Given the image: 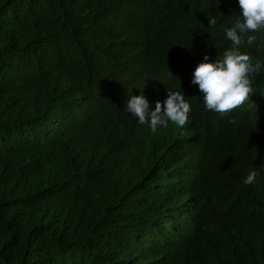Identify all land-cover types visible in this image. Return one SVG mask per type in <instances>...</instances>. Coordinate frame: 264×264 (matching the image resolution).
Segmentation results:
<instances>
[{
    "label": "trees",
    "instance_id": "trees-1",
    "mask_svg": "<svg viewBox=\"0 0 264 264\" xmlns=\"http://www.w3.org/2000/svg\"><path fill=\"white\" fill-rule=\"evenodd\" d=\"M239 12L238 0H0V264H264V227L218 203L245 193L264 156V32L241 47L262 61L254 92L225 115L191 71L171 73L220 58ZM134 78L184 92L189 122L140 124L123 106ZM192 207H205L195 234ZM176 229L194 235L187 260L172 255Z\"/></svg>",
    "mask_w": 264,
    "mask_h": 264
},
{
    "label": "clouds",
    "instance_id": "clouds-1",
    "mask_svg": "<svg viewBox=\"0 0 264 264\" xmlns=\"http://www.w3.org/2000/svg\"><path fill=\"white\" fill-rule=\"evenodd\" d=\"M240 12L238 18L234 20L230 27L225 29L226 38L231 42L223 51L220 58L214 59L207 53L204 56L197 54L191 59L189 68L178 72H171L176 80L183 76L185 72L191 71L193 85H197L200 93L203 95L204 106L212 113L225 115L236 108L242 106L254 92L253 81L260 73L262 61L252 57L245 51H241V47L247 43L252 45L257 39L255 35H247L249 32H264V0H238ZM121 14V13H118ZM208 26L215 28L217 19L215 16H209ZM116 38H121L115 36ZM246 37V39H245ZM215 57V56H214ZM214 61V62H213ZM139 82L133 94L125 98L124 109L138 119L140 124H148L151 131L155 133L158 127H167L171 121L180 128H183L189 122V114L191 112L190 102L186 99L184 92L173 91L169 87L163 86L160 90L148 88L147 84ZM148 91L151 95L162 94L152 99L147 98ZM160 97H167L162 99ZM102 102H105L102 101ZM151 104V105H150ZM254 158V159H252ZM264 161V156L261 155ZM258 156L253 155L251 161L258 167L251 169L247 174L243 183V195H237L235 198L234 189L230 187L224 190V196L228 200H221L220 205L232 206L233 209L241 211L250 209L249 222L264 227V163ZM249 169V166L248 168ZM255 189V194L251 193ZM243 199H255L254 204L241 202ZM232 200V202L229 201ZM216 201L211 199L205 202V207L216 205ZM205 207L203 210L199 208H187L183 222L189 224L190 231L195 234L199 233L202 218L205 215ZM177 245L172 249L177 254L186 252L191 246L186 244L192 238L190 232L175 230Z\"/></svg>",
    "mask_w": 264,
    "mask_h": 264
},
{
    "label": "rangeland",
    "instance_id": "rangeland-1",
    "mask_svg": "<svg viewBox=\"0 0 264 264\" xmlns=\"http://www.w3.org/2000/svg\"><path fill=\"white\" fill-rule=\"evenodd\" d=\"M173 254H174V256H175V258H176L177 260L182 261L181 259H183V260H187V259H188L187 257L179 256V255L177 254L176 251H173Z\"/></svg>",
    "mask_w": 264,
    "mask_h": 264
}]
</instances>
